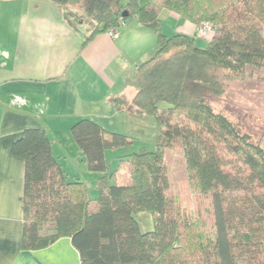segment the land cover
I'll use <instances>...</instances> for the list:
<instances>
[{
	"label": "trees",
	"instance_id": "16d2710c",
	"mask_svg": "<svg viewBox=\"0 0 264 264\" xmlns=\"http://www.w3.org/2000/svg\"><path fill=\"white\" fill-rule=\"evenodd\" d=\"M51 1L61 9L77 5L96 24L87 41L120 21L159 33L156 54L137 68L131 118L137 125L152 117L156 149L121 157L110 172L107 152L135 138L77 121L72 137L88 170L101 174L93 202L85 183L68 180L47 131L26 130L12 145L25 162L22 250L70 238L82 264H264V148L212 106L226 93V81L264 74V0ZM164 9L197 27L209 23L206 47L197 38L162 34ZM177 146L199 194L210 201V230L200 213L172 210L165 153ZM143 213L152 215V231H142L137 216Z\"/></svg>",
	"mask_w": 264,
	"mask_h": 264
},
{
	"label": "crops",
	"instance_id": "0c3cea01",
	"mask_svg": "<svg viewBox=\"0 0 264 264\" xmlns=\"http://www.w3.org/2000/svg\"><path fill=\"white\" fill-rule=\"evenodd\" d=\"M167 13L173 26L161 25L162 34L209 41L196 36L194 23ZM95 27L87 18L74 22L51 0H0V264H82L70 238L22 250L25 162L12 145L28 129H45L68 180L85 183L97 201L101 174L88 170L71 129L89 119L129 135L137 68L156 54L159 33L130 21L116 39L98 33L87 41Z\"/></svg>",
	"mask_w": 264,
	"mask_h": 264
},
{
	"label": "rangeland",
	"instance_id": "374dc122",
	"mask_svg": "<svg viewBox=\"0 0 264 264\" xmlns=\"http://www.w3.org/2000/svg\"><path fill=\"white\" fill-rule=\"evenodd\" d=\"M126 1L121 0L120 4H124ZM72 9H74V12L76 11L75 16H72ZM64 11L76 23L86 18L82 10L75 8L74 5L64 7ZM164 11L166 12L163 13ZM160 16L162 28L171 29L173 22L167 10H162ZM207 41L204 39L199 41L198 46L201 48L206 47ZM224 87L226 93L212 101L213 108L217 112H223L236 124L240 125L255 142L260 143L264 148V74L253 72L252 77L245 80L226 81ZM167 106L166 103H161V108ZM143 121L137 125L131 124L132 131L130 130L129 135L135 138L133 145L115 150L114 153L111 152L113 155L109 156L108 161L109 163L114 161L112 171L116 169L119 157L139 152L142 149L155 151L156 124L152 117H143ZM165 163L170 183L169 196L174 201L173 212L189 217H193L194 214L197 216L200 213L201 223L204 228L210 230L212 223L210 201L206 196L199 194L179 146L174 150L166 151ZM93 206L91 210L95 209V206ZM137 221L140 223L142 231L153 230V217L151 214H139Z\"/></svg>",
	"mask_w": 264,
	"mask_h": 264
},
{
	"label": "built area",
	"instance_id": "2783aa9c",
	"mask_svg": "<svg viewBox=\"0 0 264 264\" xmlns=\"http://www.w3.org/2000/svg\"><path fill=\"white\" fill-rule=\"evenodd\" d=\"M127 23L124 21H120L119 25L112 27L107 33L112 37V38H118L120 34V30L122 27L126 26ZM212 32V26L209 23H202L197 27V34L200 37H206L208 34Z\"/></svg>",
	"mask_w": 264,
	"mask_h": 264
}]
</instances>
